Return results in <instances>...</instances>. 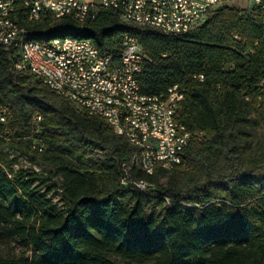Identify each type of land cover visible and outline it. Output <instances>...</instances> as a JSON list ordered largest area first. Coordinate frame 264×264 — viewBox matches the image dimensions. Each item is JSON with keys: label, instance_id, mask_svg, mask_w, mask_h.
I'll return each instance as SVG.
<instances>
[{"label": "trees", "instance_id": "1", "mask_svg": "<svg viewBox=\"0 0 264 264\" xmlns=\"http://www.w3.org/2000/svg\"><path fill=\"white\" fill-rule=\"evenodd\" d=\"M15 4L13 18L41 45L83 38L118 53L125 33L137 38L147 57L141 93L184 89L176 119L191 138L169 172L128 169L136 148L16 70L15 50L0 48L7 116L0 123V264H264V0L249 11L221 6L197 30L172 38L117 11L100 10L84 23L32 22L21 0ZM4 149L42 170H13ZM140 180L145 191L134 184ZM12 243L18 252L4 256L2 246Z\"/></svg>", "mask_w": 264, "mask_h": 264}, {"label": "built area", "instance_id": "2", "mask_svg": "<svg viewBox=\"0 0 264 264\" xmlns=\"http://www.w3.org/2000/svg\"><path fill=\"white\" fill-rule=\"evenodd\" d=\"M232 0H21L27 9V17H46L74 12L79 18L96 19L100 10L117 11L121 19L140 27L155 29L166 38L181 37L197 30L211 13ZM251 8L261 4V0H249ZM15 0H0V24L9 23V31L0 39V48L15 50V45L24 33L18 32L16 23L4 21V14L15 11ZM33 56H38V65L51 63V67L63 80V74H71L76 83H83L82 93L67 94L65 99L81 113L92 116L101 114L108 126L118 135L115 128L116 115L105 114L101 105L89 103L86 97L88 87H97L108 92L123 95H144L138 80L147 59L140 41L128 34L122 36L118 53L101 51L96 45L80 42L50 43L47 47L32 46ZM14 67L20 72L34 75V70L23 66V58L13 56ZM39 79V78H38ZM41 82L48 86L46 80ZM49 87V86H48ZM174 87V97L169 102L157 105L154 115L137 116L134 112L124 113L128 118L129 141L138 150L130 161L131 166L147 175L150 165H161L173 169L181 163V157L189 144L191 134L180 137V129L185 127L176 119L178 104L183 100L184 89ZM55 92L57 89L49 87ZM41 117L35 115L33 122L38 132ZM7 121L6 110L0 112V123ZM33 149L44 150L43 145L34 144ZM122 179V184H125ZM134 184L142 191L148 186L146 181Z\"/></svg>", "mask_w": 264, "mask_h": 264}, {"label": "bare ground", "instance_id": "3", "mask_svg": "<svg viewBox=\"0 0 264 264\" xmlns=\"http://www.w3.org/2000/svg\"><path fill=\"white\" fill-rule=\"evenodd\" d=\"M14 11L4 14V21L16 23V29L20 33H24L22 38L19 40L17 45H15V56L16 58H23V66L25 68H30L34 70V74L38 76L40 80H46L48 86L52 87L65 98V93L67 94H77L82 93L83 83H76L72 80L71 74H63V80L60 75H57L54 68L51 67V63H42L38 65V56H33L32 46L47 47L50 43L58 42H80L89 43V45H95L91 39L83 38H73V37H57L51 39L48 43L41 45L30 41L27 39L25 30L20 27L17 21L13 18ZM53 19H60L63 17H71L79 23H84L86 21L95 20L93 18H79L74 12H67L61 15L50 16ZM42 17L29 18V21H39ZM9 31V23L0 24V39H4L5 33ZM126 34V33H125ZM7 50V49H5ZM86 97H89V103H94V105H101V110L105 114H115V128L119 136L124 137L129 141L128 133V118L124 113L134 112L137 116H147L154 115L157 113V105L163 102H169L174 97V87L168 89L165 96H147V95H123V93L108 92V89H101V93H98L97 87H88L86 90ZM78 110V109H77ZM79 111V110H78ZM81 112V111H80ZM92 116H97L101 118V114H92ZM190 135L185 127L180 129V137H187ZM157 170L171 171V168H166L161 165H150V173L154 174Z\"/></svg>", "mask_w": 264, "mask_h": 264}, {"label": "rangeland", "instance_id": "4", "mask_svg": "<svg viewBox=\"0 0 264 264\" xmlns=\"http://www.w3.org/2000/svg\"><path fill=\"white\" fill-rule=\"evenodd\" d=\"M226 6L241 9L244 11H249L251 8V4H250L249 0H232V1L228 2L226 4ZM3 153H4L3 160H4L5 164H9L10 161L14 160V163L12 164L13 170H18L21 168H23V169L24 168H34L36 171L42 170L41 167L30 163L28 161L27 157L20 155V154L16 153L15 151L4 149ZM56 180H59V178H56ZM157 183L159 185H162V186L166 185L167 177L166 176L159 177L157 180ZM51 198L57 206L60 205V202L58 201L57 197L52 196ZM1 252L4 256H8V255H12L14 253H17L18 250H17V248H15V245L12 243L9 245L7 244V245L2 246Z\"/></svg>", "mask_w": 264, "mask_h": 264}]
</instances>
